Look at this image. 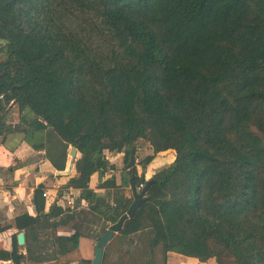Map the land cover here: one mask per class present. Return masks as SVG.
I'll use <instances>...</instances> for the list:
<instances>
[{"label": "trees", "instance_id": "obj_1", "mask_svg": "<svg viewBox=\"0 0 264 264\" xmlns=\"http://www.w3.org/2000/svg\"><path fill=\"white\" fill-rule=\"evenodd\" d=\"M15 134L60 172L77 149L63 190L80 196L47 209L39 186L36 216L15 220L27 254L16 235L0 260L92 264L81 238L98 242L128 212L132 183L154 181L116 238L149 252L113 264H168L169 253L264 264V0H0V145ZM141 140L153 150L142 170L176 153L150 180L128 170ZM123 152L121 184L91 189Z\"/></svg>", "mask_w": 264, "mask_h": 264}, {"label": "crops", "instance_id": "obj_2", "mask_svg": "<svg viewBox=\"0 0 264 264\" xmlns=\"http://www.w3.org/2000/svg\"><path fill=\"white\" fill-rule=\"evenodd\" d=\"M25 129V126L20 127ZM73 147L69 148V152ZM136 164L144 157L153 155V150L148 144L143 148L141 145H136ZM149 153H146V152ZM80 154L77 152V159ZM126 153L109 154L108 160L116 166V170L107 172L103 177L98 174L91 179L90 187L99 193H105V189H98L100 183L114 177L117 184H121V178L125 173L122 165L125 164ZM176 158L175 151H167L159 153L155 156L154 161L146 170H142L137 166L139 175L145 174L146 179L150 180L159 170L170 166ZM76 162V161H75ZM67 160L65 174H59L52 163L46 156L45 151H37L33 148L24 135H11L4 145H0V251L12 252L14 249V236L21 233L15 227V220L22 214L28 213L31 216H36V210L33 204V197L36 189L39 186L45 187V192L51 196H56L59 190L64 188L68 182L76 176L75 163L71 166ZM126 165V164H125ZM69 166V168L67 167ZM71 166V167H70ZM127 171V170H126ZM70 191V190H69ZM70 193L73 196V201L77 200L80 192L71 189ZM62 207H67L66 202L58 203ZM82 207L87 206L83 201ZM50 207L48 203L47 209ZM73 230L70 227H62L59 229V235L70 236ZM118 234L115 236L116 239ZM26 237V235H25ZM113 239V240H114ZM117 240V239H116ZM115 240V241H116ZM18 242V241H17ZM124 252L142 251L149 252L147 245L135 243L133 245L125 244ZM19 246V245H18ZM95 241L89 238H81L80 252L83 258L93 261L95 257ZM20 253L26 255L25 246H19ZM106 248L104 249L105 255ZM115 250L108 249L106 261L109 264L117 262L119 259L115 256ZM158 260V257H157ZM0 264H14L13 261L0 260ZM21 264H33L29 261H23ZM55 264V263H48ZM168 264H217L214 260L207 263H201L196 259L184 257L175 253L168 254Z\"/></svg>", "mask_w": 264, "mask_h": 264}, {"label": "water", "instance_id": "obj_3", "mask_svg": "<svg viewBox=\"0 0 264 264\" xmlns=\"http://www.w3.org/2000/svg\"><path fill=\"white\" fill-rule=\"evenodd\" d=\"M70 155L73 158L71 164V166H73L77 158V149L73 148L70 152ZM135 165H136V149L134 148L131 152L130 162L128 164V170L135 167ZM59 174H65V172H59ZM153 183L154 181H148L144 189H142L141 191H139L138 188L132 183L131 191L134 201L131 204L128 212L116 224L112 225L98 240L95 247V257L92 261V264H102L104 258V249L113 241L115 236L123 230L125 222L128 219H132L136 215L137 211L141 207L144 196L146 195V193L148 192V190L150 189ZM17 241L20 247L26 245V237L24 232H21L18 235Z\"/></svg>", "mask_w": 264, "mask_h": 264}, {"label": "rangeland", "instance_id": "obj_4", "mask_svg": "<svg viewBox=\"0 0 264 264\" xmlns=\"http://www.w3.org/2000/svg\"><path fill=\"white\" fill-rule=\"evenodd\" d=\"M17 118V115H15L14 117H13V119H16ZM141 145V146H143V148H145V147H147V145H148V143L147 142H145V141H139L138 143H137V145ZM146 153H149L148 151L146 152ZM144 158H146V157H148V156H143ZM143 158V159H144ZM72 156L70 155V153H69V155H68V162H69V164L70 163H72ZM142 159V160H143ZM126 158H125V164H126ZM139 163V162H138ZM137 163V164H138ZM125 164L124 165H122V167H123V169H122V171L121 172H123L124 170L126 171V169H125ZM136 164V165H137ZM135 165V166H136ZM68 168H69V166H67ZM71 167V166H70ZM68 190V189H67ZM130 190H131V188H130ZM64 190H63V188L62 189H60L59 190V193L61 192H63ZM97 242L95 241V244H96ZM125 244L124 243H121L120 241H118V239L116 240V241H114L112 244H111V247L110 248H112L113 250H115V256L117 257V259H120L121 258V256H123V254H124V249H125ZM157 257H158V262H160V259H161V254H157Z\"/></svg>", "mask_w": 264, "mask_h": 264}, {"label": "built area", "instance_id": "obj_5", "mask_svg": "<svg viewBox=\"0 0 264 264\" xmlns=\"http://www.w3.org/2000/svg\"><path fill=\"white\" fill-rule=\"evenodd\" d=\"M144 187H145V185L141 184L139 186L138 190L141 191L142 189H144ZM69 190L71 191V189H69ZM69 190H64L62 193L60 192V193L56 194V196H51L47 192H44L43 197L45 198L47 203H50V204H55V203L58 204L61 201L62 204H64L66 202L67 206H71L73 204V196ZM113 206H115V205H113Z\"/></svg>", "mask_w": 264, "mask_h": 264}]
</instances>
